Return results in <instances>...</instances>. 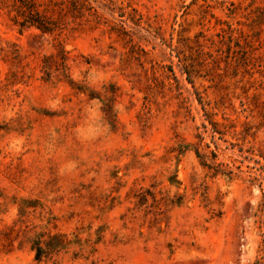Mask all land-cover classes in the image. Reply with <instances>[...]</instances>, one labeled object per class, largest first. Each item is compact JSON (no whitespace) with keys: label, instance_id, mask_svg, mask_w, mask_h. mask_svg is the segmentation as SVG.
<instances>
[{"label":"rangeland","instance_id":"1","mask_svg":"<svg viewBox=\"0 0 264 264\" xmlns=\"http://www.w3.org/2000/svg\"><path fill=\"white\" fill-rule=\"evenodd\" d=\"M0 264H264V0H0Z\"/></svg>","mask_w":264,"mask_h":264}]
</instances>
